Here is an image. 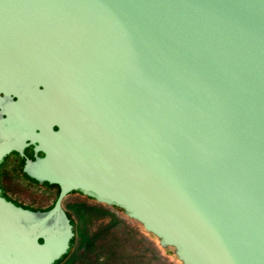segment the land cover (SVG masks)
<instances>
[{
    "label": "water",
    "instance_id": "obj_1",
    "mask_svg": "<svg viewBox=\"0 0 264 264\" xmlns=\"http://www.w3.org/2000/svg\"><path fill=\"white\" fill-rule=\"evenodd\" d=\"M29 145L59 192L0 191V264L63 259L73 192L181 264H264V0H0V163Z\"/></svg>",
    "mask_w": 264,
    "mask_h": 264
},
{
    "label": "rangeland",
    "instance_id": "obj_2",
    "mask_svg": "<svg viewBox=\"0 0 264 264\" xmlns=\"http://www.w3.org/2000/svg\"><path fill=\"white\" fill-rule=\"evenodd\" d=\"M9 157L3 168L11 170L7 194L32 209H46L56 198V188L23 179L20 165ZM74 237L68 254L56 264H181L172 248H161L158 239L141 224L114 207L98 204L78 193L63 200Z\"/></svg>",
    "mask_w": 264,
    "mask_h": 264
},
{
    "label": "flooded vegetation",
    "instance_id": "obj_3",
    "mask_svg": "<svg viewBox=\"0 0 264 264\" xmlns=\"http://www.w3.org/2000/svg\"><path fill=\"white\" fill-rule=\"evenodd\" d=\"M54 129H55V128H54ZM42 156H43V154H42L41 152H37V153L34 152V146L29 145V146H27V147H25V148L23 149V156H21V155L18 154L17 152L12 151V152H10L9 154H7V155L3 158L2 162L0 163V191H1V195H2L6 200L11 201V202L14 203L16 206H20V207H22V208H24V209H29V210H31V211H41V212H43V211H47V210H49V209L53 206L55 200H54V202L52 203V205L49 206V207L46 208V209H32L31 207L24 206V205L20 204L19 202L15 201V200H12V199L10 198V196L7 194V193H8V192H7L8 189H11V190H12V189L17 188V186H13V185H11V182H10V176H11V175L9 174V172L11 173L12 171H11V170H7L6 168H3V165H4L5 161H6L9 157H12V158H13V164L16 165L15 168L17 167V165H20V173L22 174L23 179H26V180H28L30 183H34V184L39 185V186H44V185H45V186H48V187H55V188H56V197H57L58 192H59V188H58V186H56V185H49V184H47V183L39 184V183H37L35 180L30 179L29 177H27V176L23 173V165H24L26 159L34 160L35 157H42ZM73 193H76V192H73ZM78 194H79V193H78ZM79 195H81V194H79ZM67 196H68V195H67ZM81 196H82V195H81ZM65 198H66V197H65ZM86 198H87V197H86ZM55 199H56V198H55ZM88 199H89V198H88ZM90 200H91V199H90ZM62 203H63V202H62ZM62 208H63V206H62ZM63 210H64V209H63Z\"/></svg>",
    "mask_w": 264,
    "mask_h": 264
},
{
    "label": "trees",
    "instance_id": "obj_4",
    "mask_svg": "<svg viewBox=\"0 0 264 264\" xmlns=\"http://www.w3.org/2000/svg\"><path fill=\"white\" fill-rule=\"evenodd\" d=\"M71 222V221H70ZM72 223V222H71ZM73 241V240H72ZM72 244H73V242H72Z\"/></svg>",
    "mask_w": 264,
    "mask_h": 264
}]
</instances>
